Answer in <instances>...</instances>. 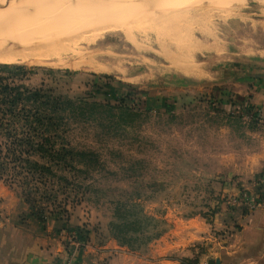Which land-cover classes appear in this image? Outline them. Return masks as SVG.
<instances>
[{
	"label": "rangeland",
	"instance_id": "1",
	"mask_svg": "<svg viewBox=\"0 0 264 264\" xmlns=\"http://www.w3.org/2000/svg\"><path fill=\"white\" fill-rule=\"evenodd\" d=\"M14 1L0 39L44 41L42 56L26 52L47 61L0 66L89 104L64 115L76 159L56 171L66 183L49 179L57 207L42 211L38 194L33 208L0 181L37 232L62 239L60 264L236 256L264 210V103L253 99L264 94V0H0V10Z\"/></svg>",
	"mask_w": 264,
	"mask_h": 264
},
{
	"label": "trees",
	"instance_id": "2",
	"mask_svg": "<svg viewBox=\"0 0 264 264\" xmlns=\"http://www.w3.org/2000/svg\"><path fill=\"white\" fill-rule=\"evenodd\" d=\"M0 72L10 75L0 77V181L23 188L22 195L31 207H39V200L33 197L40 194L41 202L47 204L40 209H54L58 204L49 179L66 183L56 171L75 170L72 164L76 153L65 138L64 115L89 104L83 99L74 102L51 96L43 86L29 88L17 83V77L23 78L28 72L23 67L0 66ZM122 99L121 102L131 98L125 95ZM244 108L255 117L263 116L258 108Z\"/></svg>",
	"mask_w": 264,
	"mask_h": 264
},
{
	"label": "crops",
	"instance_id": "3",
	"mask_svg": "<svg viewBox=\"0 0 264 264\" xmlns=\"http://www.w3.org/2000/svg\"><path fill=\"white\" fill-rule=\"evenodd\" d=\"M253 99L264 103V94L256 91ZM259 165L264 167V162ZM0 198V264H60L63 257L62 239L52 238V230L48 228L37 232L29 219L21 216L25 211L24 206L1 183ZM16 207H19V211ZM254 216V235L250 239L243 238L242 244H235L232 252L236 256L228 253L227 258L214 260H219V264H264V210L256 211ZM82 257L84 260L79 264H133L131 257L126 254L111 258L99 255L89 262L85 260L86 253ZM210 260L209 257L199 259V264H208Z\"/></svg>",
	"mask_w": 264,
	"mask_h": 264
},
{
	"label": "bare ground",
	"instance_id": "4",
	"mask_svg": "<svg viewBox=\"0 0 264 264\" xmlns=\"http://www.w3.org/2000/svg\"><path fill=\"white\" fill-rule=\"evenodd\" d=\"M20 1H29V0H20ZM126 1V0H125ZM196 1V0H195ZM231 1H233V0H231ZM237 1V0H236ZM209 2V1H208ZM174 4V3H173ZM172 4V5H173ZM134 5V4H133ZM5 6H6V4H5ZM5 6H3V7H5ZM12 6H18V2L17 1H14V2H12V3H9L7 6H6V8H4V9H6V10H0V20L1 21H6L7 19H9V17L10 16H13V13H9V15H8V18H5V17H3L4 15H7V12L6 11H8V12H11V10H12ZM135 6V5H134ZM2 7V6H1ZM0 7V8H1ZM117 7V6H116ZM139 8V7H138ZM104 10H106V9H104ZM103 10V11H104ZM96 11V10H95ZM98 11V10H97ZM107 11V10H106ZM78 13V12H77ZM16 15V14H15ZM14 15V16H15ZM32 15L34 16V14L32 13ZM91 15V14H90ZM89 15V16H90ZM123 15V14H122ZM127 15H129V14H127ZM203 15V14H202ZM36 16V15H35ZM86 16V15H85ZM17 17V16H16ZM15 17V18H16ZM88 17V16H87ZM12 18V17H11ZM119 18H121V17H119ZM118 18V19H119ZM0 21V22H1ZM111 21V20H110ZM8 22H6V24H7ZM109 23V22H108ZM2 24V23H1ZM107 24V23H106ZM1 26V25H0ZM123 30V29H122ZM129 30V29H128ZM125 32V31H124ZM129 32V31H128ZM4 33V32H3ZM5 34V33H4ZM3 35V34H2ZM1 36V35H0ZM11 36V35H10ZM10 36H8L7 35V38H10ZM16 37H18V35H15ZM15 36H12L13 38L15 37ZM35 36V35H34ZM3 38L2 39H5V35H3L2 36ZM11 37V38H12ZM15 37V39H17ZM20 37V38H19ZM18 37V40H16V41H20V42H22L21 40H19V39H22L21 38V36H19ZM26 37V36H25ZM29 37V36H28ZM8 39V40H6L7 42H3V40L2 39H0L1 41V43H0V63H2V64H10V65H12V64H24V63H28V64H42V63H44V61H47V60H44V61H41L40 60V57L38 58L36 55L37 54H30V53H27L26 51H29V49H31V52H33V50L32 49H34L35 50V48L36 49H40V51L42 50V51H44V48H40V46H44V43H43V45L42 44H40V43H42V42H44V41H40L39 42V44H40V46H39V44H38V46H37V42L36 43H34L36 46H34V48H32L33 47V41H32V43L30 42V40L28 41V42H24L25 44H20L19 42H15V39L13 40V38L12 39ZM30 38H32V37H30ZM34 38V37H33ZM27 40H28V38H26ZM34 39H36V38H34ZM38 39V38H37ZM40 39H42V38H40ZM10 40V41H9ZM13 42H12V41ZM23 40H25L24 39V37H23ZM26 40V41H27ZM36 41V40H35ZM56 42H58V41H56ZM29 43H31V45H32V47H30V44ZM51 43V42H50ZM54 43H55V41H54ZM29 44V45H28ZM45 45H46V41H45ZM51 45V44H50ZM47 46H49L48 45V43H47ZM47 46H44L45 47V49H46V47ZM63 47V46H62ZM65 47V46H64ZM38 49V50H39ZM36 51V53H39L38 55H40V52L39 51ZM57 50V49H56ZM41 51V52H42ZM49 51H51V50H49ZM35 52V51H34ZM45 52H46V50H45ZM63 52V51H62ZM44 52H42L41 53V56H42V54H43ZM60 53V52H59ZM33 55H34V58L32 59L31 57H33ZM45 55V54H44ZM60 57V56H59ZM59 57H58V59H59ZM40 60V62L41 63H39L38 61ZM77 62V61H76ZM79 63V62H78ZM84 63V62H83ZM85 64V63H84ZM87 64V63H86ZM72 65V64H71ZM74 67V66H73Z\"/></svg>",
	"mask_w": 264,
	"mask_h": 264
},
{
	"label": "water",
	"instance_id": "5",
	"mask_svg": "<svg viewBox=\"0 0 264 264\" xmlns=\"http://www.w3.org/2000/svg\"><path fill=\"white\" fill-rule=\"evenodd\" d=\"M208 264H219V260H214V261L210 260Z\"/></svg>",
	"mask_w": 264,
	"mask_h": 264
}]
</instances>
